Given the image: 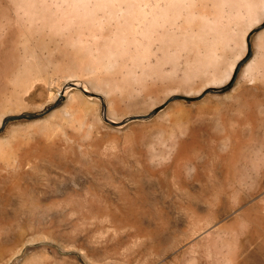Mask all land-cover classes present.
Returning a JSON list of instances; mask_svg holds the SVG:
<instances>
[{
    "label": "rangeland",
    "instance_id": "1",
    "mask_svg": "<svg viewBox=\"0 0 264 264\" xmlns=\"http://www.w3.org/2000/svg\"><path fill=\"white\" fill-rule=\"evenodd\" d=\"M110 9L0 0V125L59 101L0 131V264H264V0L147 45Z\"/></svg>",
    "mask_w": 264,
    "mask_h": 264
},
{
    "label": "bare ground",
    "instance_id": "2",
    "mask_svg": "<svg viewBox=\"0 0 264 264\" xmlns=\"http://www.w3.org/2000/svg\"><path fill=\"white\" fill-rule=\"evenodd\" d=\"M8 1L17 4L19 6V8H21V15H20L21 18H24L25 20H29V21L44 20L47 16L54 15L55 14L54 11H59V10L61 11V14L69 13L71 15V17L75 18V17H86L90 14V12H92L95 9L104 10L106 7H111L112 9H110L108 11V15L114 16L115 20L120 19L122 22H125V23H130L131 20L135 21V23L132 24V26L130 28L132 30L131 33L134 35L131 38V40L134 42L135 45H137L138 43H141V42L142 43L145 42L146 45L151 44V42H155V41H158L160 43L164 39H167L168 35H167L166 31L164 30L167 23H170V22L172 23V24H169L170 28H176L177 30L180 29L181 32H186L188 28L192 30L193 27L191 28V26H189L188 21H189L190 16L195 15V17H197L199 19V25L197 28V29H199L200 28V21L201 22L207 21L208 23L211 22L214 24H219L223 20L227 21V20H230L233 18H237V16L241 17L243 10L247 9V11H248V9L251 7L252 3L254 2V0H210L209 4H208L207 0H8ZM224 3L229 4V7H228L229 12H226L224 10V7H223L225 5ZM188 4H190V5L193 4L194 9L188 8ZM41 5L47 6V9L46 8H44V9L39 8ZM50 6L55 7V10L51 11V9L48 8ZM210 7H213L215 10H211ZM178 8L179 9L180 8L185 9V15L181 14L180 22H176V20H175L176 17L174 15V12ZM79 10H81V11H79ZM13 11H15V10H13ZM3 14H5V13H3ZM8 14L6 15L7 17L9 16ZM10 17H11V15H10ZM177 19H179V17ZM16 22H18V17L16 19ZM11 23L13 24V21ZM12 24H10V25H12ZM58 25H60V24H58ZM114 27L118 28V29L121 28V26L120 27L114 26ZM18 34H20V33H18ZM17 36H19V35H17ZM187 36H188V34H186V37ZM178 42H180V41H178ZM67 43H68V45L76 48V49H74V51L77 54L84 47L83 44L77 43L76 41H72V39L68 40ZM100 44H102V43H100ZM182 49H184V48H182ZM104 53H106V52H104ZM152 54H153V52H152ZM89 58H88V61H87L85 66H87L91 71L107 68V67H110L112 65L114 66V65L118 64L117 60H115L113 58H107L105 60L100 58L97 61H92L91 58L89 60ZM123 65L125 66V64H123ZM72 87H75V88L80 87V82L78 80H75V79L74 80H67L63 84V87L59 88L57 90V92L55 93V98H58V100L63 99V97L70 99L71 97H73L75 95L74 93L68 92ZM82 89L84 91H87L86 90L87 88L86 89L82 88Z\"/></svg>",
    "mask_w": 264,
    "mask_h": 264
},
{
    "label": "water",
    "instance_id": "3",
    "mask_svg": "<svg viewBox=\"0 0 264 264\" xmlns=\"http://www.w3.org/2000/svg\"><path fill=\"white\" fill-rule=\"evenodd\" d=\"M253 33V31L251 33H249L247 35V38H246V44H247V54L245 56V58L239 63L236 65V67L234 68V72H233V76H232V79H231V82L230 84H232V82L234 81L236 75H237V72L241 66L242 63H244L251 55V42H250V37H251V34ZM73 86V85H72ZM83 90V89H82ZM84 91V90H83ZM85 93L87 91H84ZM59 102V101H58ZM55 103V105H52L50 107H48L45 111H48L49 109H51L52 107H55L57 104ZM159 109H156L155 111H153L151 114L157 112ZM43 111V112H45ZM43 112L41 113H38V114H33V113H28V114H25V113H21V114H16V115H9L7 116L6 118H4L1 122V125H0V131L4 128L5 124L9 121H14V120H19V119H23V118H27V119H31V118H34V117H37V116H40L43 114ZM107 121V119H105ZM109 122V121H108ZM111 122V121H110ZM113 123V122H111Z\"/></svg>",
    "mask_w": 264,
    "mask_h": 264
}]
</instances>
